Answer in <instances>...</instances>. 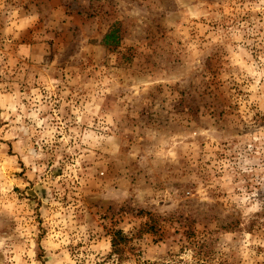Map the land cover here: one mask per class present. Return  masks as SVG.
Returning <instances> with one entry per match:
<instances>
[{"label":"rangeland","instance_id":"374dc122","mask_svg":"<svg viewBox=\"0 0 264 264\" xmlns=\"http://www.w3.org/2000/svg\"><path fill=\"white\" fill-rule=\"evenodd\" d=\"M0 264H264V0H0Z\"/></svg>","mask_w":264,"mask_h":264},{"label":"trees","instance_id":"16d2710c","mask_svg":"<svg viewBox=\"0 0 264 264\" xmlns=\"http://www.w3.org/2000/svg\"><path fill=\"white\" fill-rule=\"evenodd\" d=\"M118 29H113L111 30L108 34L105 35L104 37V42L105 44L109 45L111 44L112 40H116L118 38L117 34ZM118 43V41H116ZM129 238L126 236L122 231H116L115 234L112 237V245H113V250L116 253H122V243L128 242Z\"/></svg>","mask_w":264,"mask_h":264}]
</instances>
